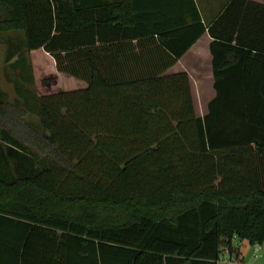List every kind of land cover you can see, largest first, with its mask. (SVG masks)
I'll list each match as a JSON object with an SVG mask.
<instances>
[{
    "label": "trees",
    "instance_id": "1",
    "mask_svg": "<svg viewBox=\"0 0 264 264\" xmlns=\"http://www.w3.org/2000/svg\"><path fill=\"white\" fill-rule=\"evenodd\" d=\"M262 21L236 45L209 29L200 117L190 76L170 73L207 32L195 0H0L42 123L0 101V264H218L263 245Z\"/></svg>",
    "mask_w": 264,
    "mask_h": 264
},
{
    "label": "crops",
    "instance_id": "2",
    "mask_svg": "<svg viewBox=\"0 0 264 264\" xmlns=\"http://www.w3.org/2000/svg\"><path fill=\"white\" fill-rule=\"evenodd\" d=\"M248 1L264 5V0ZM195 2L201 14L202 22L207 28V32L181 59H179L176 65L171 69L170 73H187L191 78L194 99L196 93H201L198 98L199 100L195 99V107L198 105L197 103L201 102L202 107L208 109L210 102L216 96L213 70L214 57L211 50L212 43L215 39L209 32V29L219 23V30L221 33L227 35L228 37L234 36L232 44L236 45L240 28L243 26L245 27V25L248 26V24L251 26L253 23H255V26L256 23H261V20H264V8L251 6L247 9L245 4H243L240 0H195ZM254 34L255 35L251 38L256 39L260 37L259 34ZM249 40L246 39V44L250 43ZM20 78H22V76ZM20 84H26L25 86H19V88L23 91V88L27 87L29 82H26L22 78L20 83L15 86L13 85L12 91H15V87ZM30 87H32V85ZM244 243L245 241L241 245V258L243 257V264H247ZM250 247L253 246L250 245ZM252 249L254 250V248Z\"/></svg>",
    "mask_w": 264,
    "mask_h": 264
},
{
    "label": "rangeland",
    "instance_id": "3",
    "mask_svg": "<svg viewBox=\"0 0 264 264\" xmlns=\"http://www.w3.org/2000/svg\"><path fill=\"white\" fill-rule=\"evenodd\" d=\"M25 50V34L21 31L9 32V33H0V101L11 102L14 104H19L23 109H27V114L25 117V121L33 127L37 132H42V123L37 114L39 103L37 102L36 93L34 86L32 84H28L27 87L23 88V91L19 88V86H25L26 84H20L15 87V91H12L13 85L20 83V74L18 73V69H14L10 62L6 61L8 54L12 56L11 62H15L17 59V55H25L22 54ZM23 71L27 70L26 65H23ZM22 72V71H21ZM67 77H60L59 85L65 84L66 86L70 84L68 83ZM23 81V80H22ZM32 85V87H30ZM200 92L196 93L195 99H198L200 96ZM199 100V99H198ZM196 112L200 117H204L208 113V109L202 107V103H197ZM42 156L36 154L34 156V167L39 168L44 164L42 160ZM14 167V166H13ZM12 167V171L15 168ZM44 169V168H43ZM245 249L247 256V264H264V245H262V257L255 258L253 247H250V244L245 241ZM241 264H243V257L239 258Z\"/></svg>",
    "mask_w": 264,
    "mask_h": 264
},
{
    "label": "built area",
    "instance_id": "4",
    "mask_svg": "<svg viewBox=\"0 0 264 264\" xmlns=\"http://www.w3.org/2000/svg\"><path fill=\"white\" fill-rule=\"evenodd\" d=\"M253 248H254V255L256 253L255 258H261L262 257L261 251L263 250L262 245L257 244ZM218 264H241V263L239 259H237V257L230 255L228 249H224L219 258Z\"/></svg>",
    "mask_w": 264,
    "mask_h": 264
}]
</instances>
